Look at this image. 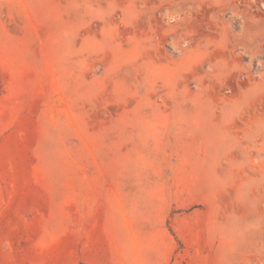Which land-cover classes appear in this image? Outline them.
<instances>
[{"label": "rangeland", "instance_id": "rangeland-1", "mask_svg": "<svg viewBox=\"0 0 264 264\" xmlns=\"http://www.w3.org/2000/svg\"><path fill=\"white\" fill-rule=\"evenodd\" d=\"M0 264H264V0H0Z\"/></svg>", "mask_w": 264, "mask_h": 264}]
</instances>
